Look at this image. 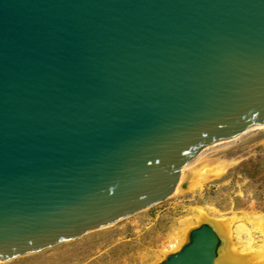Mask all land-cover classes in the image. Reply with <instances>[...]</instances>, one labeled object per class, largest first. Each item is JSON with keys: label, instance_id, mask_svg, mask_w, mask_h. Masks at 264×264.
<instances>
[{"label": "water", "instance_id": "95a60500", "mask_svg": "<svg viewBox=\"0 0 264 264\" xmlns=\"http://www.w3.org/2000/svg\"><path fill=\"white\" fill-rule=\"evenodd\" d=\"M264 125V0H0V259L168 199ZM209 223L158 264H215Z\"/></svg>", "mask_w": 264, "mask_h": 264}, {"label": "rangeland", "instance_id": "374dc122", "mask_svg": "<svg viewBox=\"0 0 264 264\" xmlns=\"http://www.w3.org/2000/svg\"><path fill=\"white\" fill-rule=\"evenodd\" d=\"M200 154L190 168H219V174L211 175L201 189L182 188L112 226L0 264H149L180 219L196 206L235 218L247 212L264 213V127L211 144ZM255 235L262 240L259 232Z\"/></svg>", "mask_w": 264, "mask_h": 264}, {"label": "bare ground", "instance_id": "6f19581e", "mask_svg": "<svg viewBox=\"0 0 264 264\" xmlns=\"http://www.w3.org/2000/svg\"><path fill=\"white\" fill-rule=\"evenodd\" d=\"M263 127L264 125H257L252 128ZM191 162L192 160L182 168L173 194L179 193L182 188L201 189L211 175L219 174V168L211 165H203L198 169L190 168ZM204 223L213 226L220 237L215 264H264V213L247 212L239 218L226 217L211 213L202 206L192 208L188 215L180 219L178 226L169 233L156 251L155 259L149 264H158L169 254L180 251L190 241L192 230ZM255 232L261 234L262 240L257 239ZM3 261L0 259V263Z\"/></svg>", "mask_w": 264, "mask_h": 264}]
</instances>
